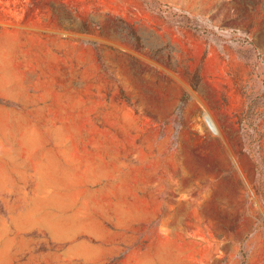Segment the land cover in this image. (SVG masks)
Instances as JSON below:
<instances>
[{"label":"rangeland","instance_id":"374dc122","mask_svg":"<svg viewBox=\"0 0 264 264\" xmlns=\"http://www.w3.org/2000/svg\"><path fill=\"white\" fill-rule=\"evenodd\" d=\"M0 264H264V0H0Z\"/></svg>","mask_w":264,"mask_h":264},{"label":"bare ground","instance_id":"6f19581e","mask_svg":"<svg viewBox=\"0 0 264 264\" xmlns=\"http://www.w3.org/2000/svg\"><path fill=\"white\" fill-rule=\"evenodd\" d=\"M206 120L210 123H212V120H210L208 117H206Z\"/></svg>","mask_w":264,"mask_h":264}]
</instances>
